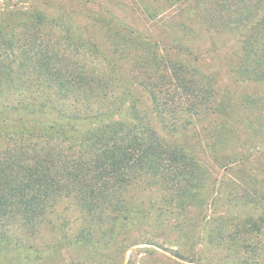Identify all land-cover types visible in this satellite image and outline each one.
<instances>
[{"label":"trees","instance_id":"obj_1","mask_svg":"<svg viewBox=\"0 0 264 264\" xmlns=\"http://www.w3.org/2000/svg\"><path fill=\"white\" fill-rule=\"evenodd\" d=\"M136 1L160 38L114 14L76 23L54 0L0 11V263L19 254L17 229L52 224L67 202L87 224L77 244H115L110 264H143L156 248L173 264H264V166L247 171L264 158L250 117L264 124V97L194 65L211 52L194 55L198 38L229 35L231 83L264 87V0ZM194 209L201 224H188ZM190 228L191 242L151 234Z\"/></svg>","mask_w":264,"mask_h":264},{"label":"rangeland","instance_id":"obj_2","mask_svg":"<svg viewBox=\"0 0 264 264\" xmlns=\"http://www.w3.org/2000/svg\"><path fill=\"white\" fill-rule=\"evenodd\" d=\"M54 1L60 3L63 10L52 11L54 13L64 12L76 23L89 24V22L96 18L98 19L101 16H104L106 19H109L110 15L114 14L119 16L129 27L142 34H155L156 39L161 37L156 32L155 26L153 27L152 22L142 14L140 6L136 0H90L91 2H88V4L84 3L85 0H79V2L76 3L68 0ZM15 2L16 0H11V3ZM7 5H10V0H0V11L4 10ZM103 9L105 11H102ZM146 30H148V32H146ZM149 30L152 32L150 33ZM97 35L100 37L99 34ZM205 50H211V52L204 54ZM203 54V60L194 63V65L203 72L215 73L219 80V84H221L222 87L229 88L231 93L236 96L254 92L264 97L263 86L243 83L233 84L229 80L230 78L228 74H230V70L238 61L237 43L231 38V36L222 33L202 35L197 41H195L194 55L202 57ZM135 95V98L138 99V106L140 109L150 116L153 124H155L154 114L147 97L140 92H136ZM250 117L253 119L254 132L259 134L261 130L264 129V124L262 122L260 123L261 118L257 115H251ZM202 124L209 126L208 119H204ZM248 137L249 142L254 141L253 135ZM261 166H264V158L255 155L249 162L247 171L258 173L259 167ZM220 175L221 171L218 173V176ZM260 188L264 190V183L263 185L260 184ZM134 195L141 201L147 199L145 194L141 192H134ZM218 202L220 204L222 203L221 200ZM58 212L60 214V219L56 221L53 220L52 224H40L35 231L29 229H17L15 235L18 239L19 254L14 257H10V255L5 258L3 257V261L0 264H110L107 260V255L112 253L116 248L115 244H110L104 249L101 245L103 241H101L99 242L101 248L100 251L97 247V249H94L93 245L82 246L81 244H77V233L82 231L84 227H87V224H82L80 212L75 206L70 205L67 202L60 204ZM234 212L244 215L247 211L243 210L242 207L240 208V206H236ZM190 214L192 221L188 224H201V221L199 220L201 213L198 209H194ZM169 221L173 220L167 219L161 223L156 219L152 221L151 224H170L171 222L168 223ZM188 224L184 223L182 225ZM142 226L143 224L139 227L142 228ZM118 232L120 235H123L126 231L122 227V229H118ZM160 232H163L165 235L162 238H165L170 242H191L198 237V232L192 228L182 233L171 229H165L159 232L156 230L152 231L151 234L156 240H160ZM91 233L93 235V237H91L92 240L97 242V239L101 234L99 235L94 229H91ZM131 234L138 235L141 234V231H134ZM156 249L159 251L160 255L156 254L153 258L146 259L143 264H173L165 259L172 257L169 252H164L158 248ZM115 256V253L112 254L113 258H115Z\"/></svg>","mask_w":264,"mask_h":264}]
</instances>
